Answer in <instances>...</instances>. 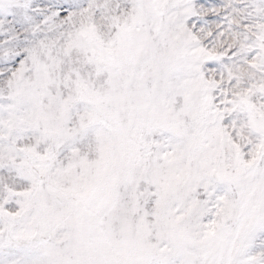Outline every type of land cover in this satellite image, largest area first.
<instances>
[{
	"label": "snow or ice",
	"instance_id": "snow-or-ice-1",
	"mask_svg": "<svg viewBox=\"0 0 264 264\" xmlns=\"http://www.w3.org/2000/svg\"><path fill=\"white\" fill-rule=\"evenodd\" d=\"M0 264H264V0H0Z\"/></svg>",
	"mask_w": 264,
	"mask_h": 264
}]
</instances>
